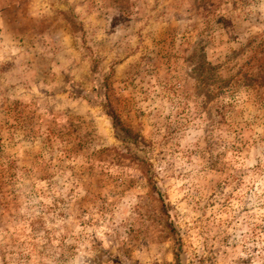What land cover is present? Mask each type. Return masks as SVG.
<instances>
[{"label":"rangeland","instance_id":"1","mask_svg":"<svg viewBox=\"0 0 264 264\" xmlns=\"http://www.w3.org/2000/svg\"><path fill=\"white\" fill-rule=\"evenodd\" d=\"M0 264H264V0H0Z\"/></svg>","mask_w":264,"mask_h":264}]
</instances>
